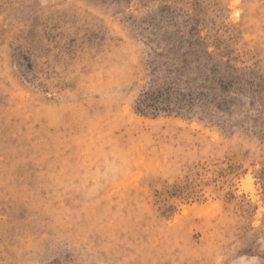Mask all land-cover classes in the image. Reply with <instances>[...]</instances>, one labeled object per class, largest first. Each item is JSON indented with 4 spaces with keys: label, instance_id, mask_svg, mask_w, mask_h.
Wrapping results in <instances>:
<instances>
[{
    "label": "rangeland",
    "instance_id": "rangeland-1",
    "mask_svg": "<svg viewBox=\"0 0 264 264\" xmlns=\"http://www.w3.org/2000/svg\"><path fill=\"white\" fill-rule=\"evenodd\" d=\"M0 264H264V0H0Z\"/></svg>",
    "mask_w": 264,
    "mask_h": 264
}]
</instances>
